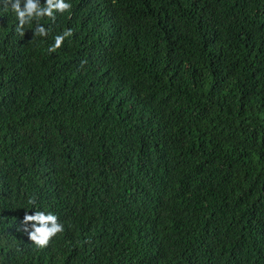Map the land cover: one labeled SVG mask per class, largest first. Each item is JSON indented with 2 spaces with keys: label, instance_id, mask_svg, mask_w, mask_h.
<instances>
[{
  "label": "trees",
  "instance_id": "16d2710c",
  "mask_svg": "<svg viewBox=\"0 0 264 264\" xmlns=\"http://www.w3.org/2000/svg\"><path fill=\"white\" fill-rule=\"evenodd\" d=\"M69 2L0 0V264H264V0Z\"/></svg>",
  "mask_w": 264,
  "mask_h": 264
},
{
  "label": "clouds",
  "instance_id": "9594fccd",
  "mask_svg": "<svg viewBox=\"0 0 264 264\" xmlns=\"http://www.w3.org/2000/svg\"><path fill=\"white\" fill-rule=\"evenodd\" d=\"M2 6L5 11L10 10L18 21L15 31L21 36H25V26L31 25L33 21L36 26L33 30V38H47L51 29L45 27L40 21L47 18L51 22H55L57 14L70 12L72 4L69 0H3ZM74 35L73 29L67 28L62 33L55 35L54 43L48 46L49 54L55 53L60 49L65 40ZM86 61L81 62V66ZM28 203L32 208H36L37 200L35 197L30 198ZM28 209V208H27ZM19 231L24 232L28 240L31 241L38 249L47 248L50 242L64 231V224L60 222L57 215L51 212H45L36 208L34 213L25 212L21 221Z\"/></svg>",
  "mask_w": 264,
  "mask_h": 264
}]
</instances>
